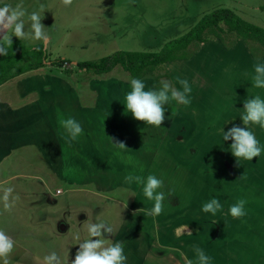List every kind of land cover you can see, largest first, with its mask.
<instances>
[{
  "label": "rangeland",
  "instance_id": "374dc122",
  "mask_svg": "<svg viewBox=\"0 0 264 264\" xmlns=\"http://www.w3.org/2000/svg\"><path fill=\"white\" fill-rule=\"evenodd\" d=\"M20 2L28 10L38 7L37 0ZM42 2L47 10L41 23L50 35L47 46L42 45L45 66L0 85V194L13 189L7 202L0 200V229L29 249L23 263L44 264L43 257L54 249L60 264H71L88 223L107 220L115 233L108 238L122 242L127 264H187L193 246L206 252V239L219 245L225 236L243 237L242 244L247 241L255 252L244 258L248 249L232 253L224 244L213 250L211 264H224V256L230 258L228 264H264V153L259 160L236 161L227 151L231 140L210 153L221 127L239 126L247 91L264 96V90L249 88L250 61L264 62V51L255 58L243 39L231 37L232 45L226 47L212 38L203 52L196 48L188 58L164 62L155 74L177 89L179 79H187L192 93L187 106L174 101L163 106L161 128L145 126L119 109L130 78L121 66L93 74L75 65L117 50L157 51L217 7L264 27V0ZM233 45L237 51L227 50ZM58 59L66 62L50 64ZM153 77L143 79L146 87L154 86ZM174 115L186 122L181 139L179 129L171 134L167 126ZM69 116L83 129L70 143L58 123ZM250 127L257 139L264 137V130ZM110 140L122 142L125 149ZM148 172L163 179L165 191L174 192L165 212L155 218L145 215L151 202L140 185L124 181L129 173ZM212 195L224 205L215 216L200 211ZM240 197L247 200V218L233 221L227 207Z\"/></svg>",
  "mask_w": 264,
  "mask_h": 264
},
{
  "label": "clouds",
  "instance_id": "9594fccd",
  "mask_svg": "<svg viewBox=\"0 0 264 264\" xmlns=\"http://www.w3.org/2000/svg\"><path fill=\"white\" fill-rule=\"evenodd\" d=\"M37 3L38 7L28 10L20 0L14 3L10 0H0V33H2L0 35V56L8 54L9 47H12V37L30 44L39 41L45 47L47 46L50 39L48 27L41 23L44 11L47 9L42 0H37ZM63 3L69 5L71 0H63ZM33 50L39 51L40 49L33 48ZM250 79L249 88L264 90V62H257L253 65ZM178 82L181 85L180 89L173 87L167 80H161L158 86L146 87L144 80L136 77L129 78L128 90L123 96L124 111L127 110L133 119L144 122L145 126L161 128V123L165 119V108L163 107L165 104L170 105L174 101L177 105L187 106L191 102L192 88L189 81L179 79ZM242 104L243 107L239 113L242 126L233 124L226 131L221 127L220 140L216 145L231 140L227 151L235 160L251 161L252 158H258L261 153H264V144L257 139L250 127L258 126L264 130V96L247 91ZM58 123L69 143L77 140L83 133L80 122L71 116L59 119ZM109 142L116 148L125 149L122 142L113 143L111 140ZM239 177L243 178V175ZM124 181L127 184L133 182L139 184L144 199L151 202V208L145 212V215L155 218L165 212L169 206L168 196L174 192L172 189L164 190V181L156 173L148 172L143 176L129 173L124 177ZM12 191L11 187L4 189L0 194V200L7 202ZM246 204L245 198L236 199L228 205L227 214L232 218L245 217L247 215ZM8 206V203L4 204L5 208ZM223 209L224 205L216 195L203 201L200 206L201 212L211 216L223 213ZM86 231L87 237L78 240L75 244L78 248L71 264H127L122 242L108 238L110 235H115L111 223L107 220H93L88 223ZM106 241L111 242L106 243ZM15 247L16 241L13 236L4 229H0V264H9ZM193 251L194 257L187 261V264H193V261L195 264H211L212 257L202 248L193 246ZM43 261L44 264H60V257L53 249L43 257Z\"/></svg>",
  "mask_w": 264,
  "mask_h": 264
},
{
  "label": "trees",
  "instance_id": "16d2710c",
  "mask_svg": "<svg viewBox=\"0 0 264 264\" xmlns=\"http://www.w3.org/2000/svg\"><path fill=\"white\" fill-rule=\"evenodd\" d=\"M260 9L264 10V4ZM231 37L243 39L255 58L264 51V27L241 18L229 8L217 7L203 14L185 33L164 42L157 51L117 50L97 59L78 61L75 65L93 74L107 73L119 65L130 78L154 76L153 85L158 86L161 79L155 70L164 62L188 58L200 43L212 38L229 47L232 45ZM11 39L12 47H9L8 54L0 56V85L26 71L45 66L47 58L43 44L28 46L16 37ZM33 48L40 50L34 51ZM65 62V59H58L50 61V64L62 66Z\"/></svg>",
  "mask_w": 264,
  "mask_h": 264
},
{
  "label": "crops",
  "instance_id": "0c3cea01",
  "mask_svg": "<svg viewBox=\"0 0 264 264\" xmlns=\"http://www.w3.org/2000/svg\"><path fill=\"white\" fill-rule=\"evenodd\" d=\"M0 35H2V33H0ZM239 40L237 39V42H238ZM207 42V41H206ZM206 42H203V43H200L199 45H198V47L197 48H199L202 52H203V45H206L205 43ZM215 43H217V44H219V42H215ZM200 50H199V52H200ZM227 50H233V51H237V49H236V45H233L230 49H227ZM198 52V53H199ZM244 53V52H243ZM192 57V56H191ZM190 57V58H191ZM250 58V57H249ZM251 59V58H250ZM169 62V61H168ZM257 62H259V61H253V60H251L250 61V63H251V66H253L255 63H257ZM147 78V76H145V77H143V78H141L142 80L143 79H146ZM55 92V91H54ZM55 94V93H54ZM53 96V93H52V95H51V97ZM108 104H109V102H108ZM59 106L60 105H62V102H61V100L59 101V104H58ZM7 106L5 107V110H7ZM119 109L120 110H124V108H121L120 106H119ZM8 111V110H7ZM7 111H6V113H7ZM179 118H180V120H179ZM25 121V120H24ZM23 121V122H24ZM179 121V122H178ZM232 124V123H231ZM167 126H168V129H169V131H170V133L172 134L174 131H171L172 129H174L175 131H176V129H179V132L178 133H180V136H178L177 138H179V139H181L183 136H184V134H186L187 133V127H186V122L185 121H183V120H181V117H177L176 115H174L173 116V119L171 118L169 121H168V123H167ZM239 126H242L241 125V122L239 123ZM259 140H264V137H259L258 138ZM219 140H220V137H218L217 136V139H216V142L217 143H215L214 144V146H213V149H212V151L210 152V153H213V152H216V148L215 147H217V148H219L221 145H216V144H218L219 143ZM197 142V141H196ZM199 142V141H198ZM224 142H222V144H223ZM203 148H205L204 146H203ZM208 148H209V146H208ZM256 160L258 159L259 160V157L258 158H255ZM171 161V160H170ZM243 166V169L241 170V171H244L245 170V165L243 164L242 165ZM261 166V165H260ZM259 166V167H260ZM210 171H212V170H210ZM237 172V173H242V172ZM202 176H204V174H202ZM247 218V215L245 216V217H243V218H232V220L234 221V220H239V219H246ZM228 237L227 236H225V237H223L222 239H219L220 240V242L222 243V244H219V245H215L214 243H216V241L215 240H213L212 241V239L211 238H208V239H210L209 241H208V239H206V242H208V244L205 246V248H206V254H208L209 256H211L212 255V252H213V250L215 251V249L216 248H219L220 250H221V245H224V244H227L229 247H231V252L233 253V252H240V254H241V250L242 249H248L249 250V252H244L243 254H241V256H243L244 258H251L252 257V254H251V251L253 252V254H254V252H255V248H252V246H246V243H247V241L245 242V244H242L243 243V240H244V238L243 237H239V238H235V239H233V238H230V239H227ZM218 240V241H219ZM213 244V245H212ZM233 249V250H232ZM27 252H29V249L28 248H26V247H24V246H22V245H20V246H18V245H16V247H15V251L13 252V254H12V256H11V258H10V264H11V261L13 262V264H24L23 263V261H22V257H24V255H26L27 254ZM13 259H14V261H13ZM223 262H221V263H224V264H228V262H229V260H230V258L228 257V256H224L223 257ZM263 260V257H262V259H261V261ZM233 261V260H232ZM232 261H230V262H232ZM260 261V262H261ZM234 263H235V261H233ZM25 264H27V263H25ZM33 264V263H32Z\"/></svg>",
  "mask_w": 264,
  "mask_h": 264
}]
</instances>
